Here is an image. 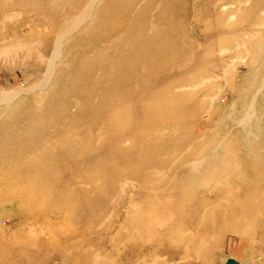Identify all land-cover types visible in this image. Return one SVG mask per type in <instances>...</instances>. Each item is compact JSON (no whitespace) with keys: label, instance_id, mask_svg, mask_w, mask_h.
Wrapping results in <instances>:
<instances>
[{"label":"rangeland","instance_id":"rangeland-1","mask_svg":"<svg viewBox=\"0 0 264 264\" xmlns=\"http://www.w3.org/2000/svg\"><path fill=\"white\" fill-rule=\"evenodd\" d=\"M264 264V0H0V264Z\"/></svg>","mask_w":264,"mask_h":264},{"label":"water","instance_id":"water-1","mask_svg":"<svg viewBox=\"0 0 264 264\" xmlns=\"http://www.w3.org/2000/svg\"><path fill=\"white\" fill-rule=\"evenodd\" d=\"M226 264H240V263L236 262L235 260L230 259L226 262Z\"/></svg>","mask_w":264,"mask_h":264}]
</instances>
